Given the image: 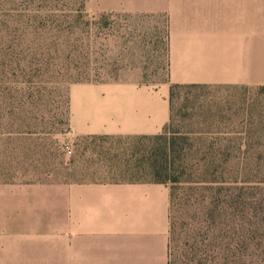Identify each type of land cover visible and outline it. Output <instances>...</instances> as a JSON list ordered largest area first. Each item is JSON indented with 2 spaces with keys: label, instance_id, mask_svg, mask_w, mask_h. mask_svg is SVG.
Here are the masks:
<instances>
[{
  "label": "rangeland",
  "instance_id": "374dc122",
  "mask_svg": "<svg viewBox=\"0 0 264 264\" xmlns=\"http://www.w3.org/2000/svg\"><path fill=\"white\" fill-rule=\"evenodd\" d=\"M104 3L0 0V183L153 181L159 160L173 264H264V86L178 89L163 139L72 130L86 86L170 83L167 15Z\"/></svg>",
  "mask_w": 264,
  "mask_h": 264
},
{
  "label": "crops",
  "instance_id": "0c3cea01",
  "mask_svg": "<svg viewBox=\"0 0 264 264\" xmlns=\"http://www.w3.org/2000/svg\"><path fill=\"white\" fill-rule=\"evenodd\" d=\"M104 2L167 15L170 83L86 86L77 136L162 133L172 84L264 86V0ZM170 204L156 181L1 182L0 264H169Z\"/></svg>",
  "mask_w": 264,
  "mask_h": 264
},
{
  "label": "trees",
  "instance_id": "16d2710c",
  "mask_svg": "<svg viewBox=\"0 0 264 264\" xmlns=\"http://www.w3.org/2000/svg\"><path fill=\"white\" fill-rule=\"evenodd\" d=\"M202 86H206V85H202V84H172L171 85V88H170V106H171V117H170V120L167 123V125L164 127L162 133H160L158 135H153V136H156L158 139H163V137L167 134L168 130L171 128L172 108H173L172 104H173V99H174L176 91L178 89H183V88H198V87H202ZM144 137H146V136H144ZM230 143L232 144V143H236V142L231 141ZM163 150H164V152H166V154H169L170 147L167 148V149L157 148V149H155L152 152V155L157 156L158 154L163 153ZM152 165H153L152 166V174L155 177V179L153 181L160 182V183H166V184H168L169 181H171V182L172 181L173 182L178 181L177 178H175V177L172 178V175H174V172H173V174L167 172V167L165 168L164 165H161L159 160H154ZM165 173H167V174H165ZM170 251H171V249H170V245H169V257L171 255ZM204 253L205 252H203L202 256L200 257L201 258V260H200L201 262H199V264H210L213 261L211 259V257H212L211 254L210 253H205L204 254ZM195 259L196 258L191 259V264H193V261ZM240 260H241V258L237 254L236 255L234 254V256L232 258V262H233L232 264H239ZM202 262H204V263H202ZM197 263H198V261H197ZM169 264H173L172 260H170V259H169Z\"/></svg>",
  "mask_w": 264,
  "mask_h": 264
},
{
  "label": "built area",
  "instance_id": "2783aa9c",
  "mask_svg": "<svg viewBox=\"0 0 264 264\" xmlns=\"http://www.w3.org/2000/svg\"><path fill=\"white\" fill-rule=\"evenodd\" d=\"M70 152V151H69Z\"/></svg>",
  "mask_w": 264,
  "mask_h": 264
}]
</instances>
